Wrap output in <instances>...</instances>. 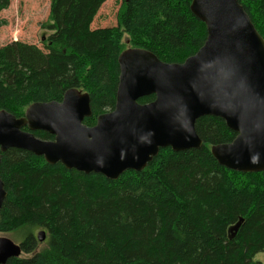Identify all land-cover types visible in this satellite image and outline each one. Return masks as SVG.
Masks as SVG:
<instances>
[{
	"label": "trees",
	"instance_id": "1",
	"mask_svg": "<svg viewBox=\"0 0 264 264\" xmlns=\"http://www.w3.org/2000/svg\"><path fill=\"white\" fill-rule=\"evenodd\" d=\"M11 1L0 0V14ZM106 1L51 0L44 49L0 48V111L21 118L32 104L61 102L77 89L90 96L93 116L84 124L92 127L115 108L126 38L169 64L184 63L206 41L193 0H123L117 26L93 30ZM239 3L264 39V0ZM196 132L200 149H161L144 171L116 181L24 150L0 152L7 192L0 234L22 239L21 256L6 264H263L255 258L264 254V172L238 173L216 161L212 146L237 136L221 118H200ZM37 231L47 234L42 248Z\"/></svg>",
	"mask_w": 264,
	"mask_h": 264
},
{
	"label": "water",
	"instance_id": "2",
	"mask_svg": "<svg viewBox=\"0 0 264 264\" xmlns=\"http://www.w3.org/2000/svg\"><path fill=\"white\" fill-rule=\"evenodd\" d=\"M191 12L207 30L194 56L169 64L145 49L123 51L115 108L92 127L84 124L93 116L90 96L77 89L61 102L32 104L21 118L0 111V152L20 149L49 165L116 181L128 171H144L161 149H200L196 122L211 116L237 134L230 144L212 146L216 161L238 173L264 172V39L239 0H193ZM150 96L152 102H139ZM6 198L0 177V212ZM243 223L241 218L232 227V235ZM46 239L45 231L38 232L40 243ZM21 254L20 245L0 237V264Z\"/></svg>",
	"mask_w": 264,
	"mask_h": 264
},
{
	"label": "rangeland",
	"instance_id": "3",
	"mask_svg": "<svg viewBox=\"0 0 264 264\" xmlns=\"http://www.w3.org/2000/svg\"><path fill=\"white\" fill-rule=\"evenodd\" d=\"M122 4L123 0H107L96 15L92 29L116 27ZM50 8L51 0H12L10 7L0 14V19L6 22L0 25V48L13 42H22L44 49L51 32L42 26L49 22ZM124 41L125 50L133 48L127 38ZM0 237L9 238L18 245L22 242L18 234H0ZM255 260L264 264V254L257 255Z\"/></svg>",
	"mask_w": 264,
	"mask_h": 264
}]
</instances>
